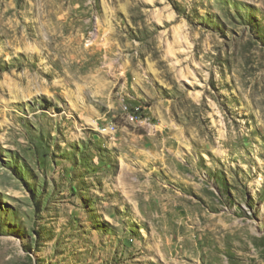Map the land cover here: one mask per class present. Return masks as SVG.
I'll return each mask as SVG.
<instances>
[{
    "label": "rangeland",
    "instance_id": "obj_1",
    "mask_svg": "<svg viewBox=\"0 0 264 264\" xmlns=\"http://www.w3.org/2000/svg\"><path fill=\"white\" fill-rule=\"evenodd\" d=\"M0 264H264V0H0Z\"/></svg>",
    "mask_w": 264,
    "mask_h": 264
}]
</instances>
